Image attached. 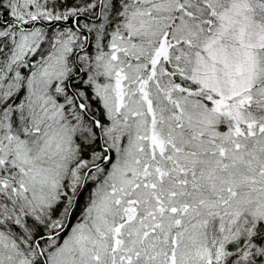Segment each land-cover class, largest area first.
<instances>
[{"label": "snow or ice", "instance_id": "obj_1", "mask_svg": "<svg viewBox=\"0 0 264 264\" xmlns=\"http://www.w3.org/2000/svg\"><path fill=\"white\" fill-rule=\"evenodd\" d=\"M0 264H264V0H0Z\"/></svg>", "mask_w": 264, "mask_h": 264}]
</instances>
